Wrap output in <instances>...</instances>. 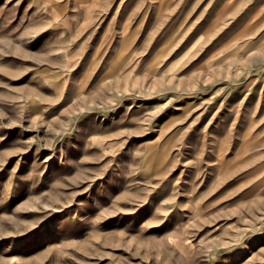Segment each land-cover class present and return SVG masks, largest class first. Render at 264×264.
Returning <instances> with one entry per match:
<instances>
[{
	"label": "rangeland",
	"instance_id": "374dc122",
	"mask_svg": "<svg viewBox=\"0 0 264 264\" xmlns=\"http://www.w3.org/2000/svg\"><path fill=\"white\" fill-rule=\"evenodd\" d=\"M0 264H264V0H0Z\"/></svg>",
	"mask_w": 264,
	"mask_h": 264
}]
</instances>
